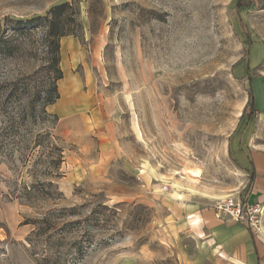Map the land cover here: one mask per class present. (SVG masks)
<instances>
[{
	"label": "rangeland",
	"instance_id": "374dc122",
	"mask_svg": "<svg viewBox=\"0 0 264 264\" xmlns=\"http://www.w3.org/2000/svg\"><path fill=\"white\" fill-rule=\"evenodd\" d=\"M64 2L77 13L74 35L61 41V106L75 80L101 102L109 98V139L96 131L88 152L72 144L58 182L64 198L35 207L14 193L8 204L6 182L16 175L0 163V264H228L203 250L170 207L181 198L245 200L249 177L232 151L244 141L264 158V110L248 117L250 83L234 68L255 42L264 45V0L241 9L238 0H0V134L56 75L48 26L17 21ZM259 75L264 60L252 72ZM103 153V175L76 170L96 166ZM255 204L264 237V199ZM46 215L55 224L41 233L43 224L30 222Z\"/></svg>",
	"mask_w": 264,
	"mask_h": 264
},
{
	"label": "crops",
	"instance_id": "0c3cea01",
	"mask_svg": "<svg viewBox=\"0 0 264 264\" xmlns=\"http://www.w3.org/2000/svg\"><path fill=\"white\" fill-rule=\"evenodd\" d=\"M263 60L264 45L255 42L250 48V54L236 64L235 75L242 79L247 78L250 69L252 76V72L258 70ZM64 80L65 74L61 81ZM61 81L59 83L61 97L56 104L50 106L52 113L58 115L60 119L57 132L68 144H73L74 147L77 145L80 151L88 152L91 144H94L96 131H99L100 136L98 135V137L101 140L109 139V136L103 135H105V128L112 115L111 100L106 98L101 102L98 94L83 90L84 88H81L79 82L75 80L68 85L72 93L71 97L68 98L64 106H61L64 97L61 91ZM251 85L257 110H264V77L260 75L252 77ZM233 149L232 153L240 169L246 172L248 177L250 161L256 165L258 173H260V177L256 178L253 190L248 195V201H245L248 204H255L264 199V158H254L253 155H250L244 141H238ZM259 160L262 161V164L259 163ZM107 162L108 157L103 153L100 163L96 166L85 168L79 165L76 170L88 174H90L88 172L90 170L92 173L88 177H98L104 174ZM8 204H13V202ZM171 204L170 210L173 212V218L186 217L185 225L191 229L207 253L216 254L228 264H264V237L258 236L249 226L230 221L228 218L217 217L211 209L212 204L193 202L182 198L173 200ZM9 228L13 230L14 226L9 224Z\"/></svg>",
	"mask_w": 264,
	"mask_h": 264
},
{
	"label": "trees",
	"instance_id": "16d2710c",
	"mask_svg": "<svg viewBox=\"0 0 264 264\" xmlns=\"http://www.w3.org/2000/svg\"><path fill=\"white\" fill-rule=\"evenodd\" d=\"M254 2L255 0H238V9L252 6ZM76 9L74 2H64L53 6L45 16L17 21V24L22 29L29 25L33 28L37 27L39 23L48 26L47 33L53 53L52 65L55 68L56 75L47 89L36 90L35 94L32 95L34 100L30 105L28 104L26 107L21 108L17 112V116L14 115L10 118L6 128L1 129L0 163L6 164L9 170L14 171L16 175L14 178L15 182L10 183V185L6 182L9 192L4 197L7 202H13L16 199L22 205L35 207L36 202H57L64 198L58 182L65 176L63 165L66 161L67 151L70 150L72 145L68 144L58 134L57 127L60 119L49 108L56 104L61 97L58 85V82L64 78L63 70L60 68L61 41L65 37L74 35L71 26L76 24ZM243 27H245V24H243ZM0 51L5 52V49L0 46ZM248 77L250 82L248 105L251 108V114L248 117L251 119L258 113V110L251 85L252 76L250 75V69ZM243 117H246L245 114L242 115ZM22 129H26L24 131H27V133L23 134ZM18 161L20 162L19 165ZM30 165L31 168L26 171L27 173L24 172L30 179L28 180L22 170ZM251 165L252 171L249 174V185L244 202L253 190L258 177L252 162ZM15 167H17L16 170H14ZM20 178L21 182H19ZM11 186L14 188H11ZM12 193L18 194L15 199L12 197ZM30 223L38 224L39 227L43 224L39 229L42 230L41 233H45L49 227H54L55 221L50 215H46L42 222L32 221ZM72 223L77 224L78 222H70V224ZM41 233H39V230L36 232L38 235ZM76 251L80 253L81 250L79 248Z\"/></svg>",
	"mask_w": 264,
	"mask_h": 264
},
{
	"label": "built area",
	"instance_id": "2783aa9c",
	"mask_svg": "<svg viewBox=\"0 0 264 264\" xmlns=\"http://www.w3.org/2000/svg\"><path fill=\"white\" fill-rule=\"evenodd\" d=\"M169 187L164 186L163 192ZM211 209L219 218H228L230 221L242 223L249 226L254 232L261 231L263 217V206L261 204H248L241 196L229 195L225 198L215 200Z\"/></svg>",
	"mask_w": 264,
	"mask_h": 264
},
{
	"label": "bare ground",
	"instance_id": "6f19581e",
	"mask_svg": "<svg viewBox=\"0 0 264 264\" xmlns=\"http://www.w3.org/2000/svg\"><path fill=\"white\" fill-rule=\"evenodd\" d=\"M190 173L192 176H198V174H199L198 172H195V171H191Z\"/></svg>",
	"mask_w": 264,
	"mask_h": 264
}]
</instances>
